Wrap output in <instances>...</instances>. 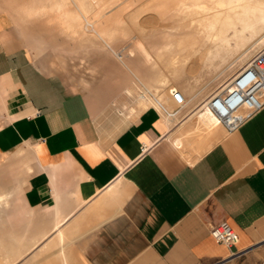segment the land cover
Here are the masks:
<instances>
[{"label":"crops","instance_id":"obj_1","mask_svg":"<svg viewBox=\"0 0 264 264\" xmlns=\"http://www.w3.org/2000/svg\"><path fill=\"white\" fill-rule=\"evenodd\" d=\"M100 3L47 6L102 57L88 60L87 75L70 65L60 39L38 29L36 59L14 23L0 19V165L17 170L11 181L3 174L15 198L16 228L0 231L4 247L17 237L11 264H226L264 244V107L232 133L208 108L172 116L171 95H154L168 91L166 74L152 71L139 37L125 53L108 41L97 18H113L118 6L99 15ZM60 73L87 94L111 89L90 99ZM216 80L197 93H215ZM18 149L29 153L21 161ZM222 221L237 234L231 246L211 235Z\"/></svg>","mask_w":264,"mask_h":264},{"label":"rangeland","instance_id":"obj_2","mask_svg":"<svg viewBox=\"0 0 264 264\" xmlns=\"http://www.w3.org/2000/svg\"><path fill=\"white\" fill-rule=\"evenodd\" d=\"M99 1L101 2L100 6L96 9L99 15H102V12H106L112 8V6H118L115 11L117 14H115L113 18H108L106 21L97 18V24L99 25L100 23L103 30H107L110 35V37L108 36V41L112 40L118 45V48L122 51L124 50L123 52L125 53V50L133 45L135 39L139 37L154 58L153 67L151 68L153 69L152 71L159 72L162 68L163 72L166 74L167 81L164 82L166 84L164 86H166V90L168 91L154 92V95L156 96L161 93L160 95L167 96L166 92L170 94V90L175 88L177 84L185 89L188 93V98L194 93L196 94L193 98L197 97L200 94L197 92L202 91L204 87L215 80L222 69L221 67L213 69L210 65H206L205 63L207 53L211 50L213 45V36L218 34L225 38L223 42L221 41L219 43L222 47L220 51L221 53L228 51L233 54V56L245 52L252 41H254L250 27L248 26L249 23L243 21L245 17H243L242 14L232 11L231 7L239 4L248 7L250 5L249 9L251 13L249 18L252 19V8L257 5L264 6V0H224L225 3L223 2V7H217L216 0ZM52 2L59 4L65 3V0H0V19L2 21L14 23V28L28 40L30 48L34 51V55H36V59L41 58V55L35 47L38 48L42 46V44L37 43L38 41L36 43L34 42L33 36L35 33L38 34L37 40L39 39V31L41 29H43V31L46 30L52 37L60 39L65 47L64 50L71 55L69 59L70 65H73L74 68L87 75L90 71L88 69V60H92V57L95 60H101L102 57L96 56V53L93 54V52H91L90 55L87 51L92 48V45L82 46L80 43L81 37L73 32L71 28H65L59 19L54 18L53 15H56L54 11H52V13L48 12L47 6ZM119 3L121 5H117ZM119 10L121 11L118 12ZM217 10L221 11L218 16L219 18L215 17V12ZM239 11L242 10L239 9ZM117 15H120L121 18H117ZM253 20L255 21V19ZM255 22L264 30V21ZM228 25L231 26V29L225 34V28ZM242 26H244V29L241 28ZM80 30L82 35L88 36V31L93 30V28L90 29L86 21L82 19ZM244 39L246 40L244 41ZM84 52L87 53L83 54ZM81 54L84 55L83 58H80ZM252 58L253 57H251L250 60H252ZM248 62L239 65L223 80V82H227L230 78L234 79L238 71L246 66ZM60 74L66 82L71 83L76 88L83 91L62 73ZM176 77L178 78L176 79ZM217 87H215V93L211 94L213 91L206 92L201 99L195 100L187 105L186 110L193 109L194 112L191 115H195L200 107H203L214 94L219 92ZM103 88L99 96H97L95 92L90 94H87L85 91L83 92H85L90 99H100V97L104 96L105 93L111 89L106 87ZM180 90L185 94L183 89L180 88ZM3 93L4 92L0 90V95H3V99L6 101L7 93ZM113 100L114 98L111 102ZM107 104L109 105V103ZM182 112L183 111H180L177 114L179 117L176 118L182 117ZM161 114L166 118L168 117L165 112H161ZM28 154V152H22L21 150V154L18 155L19 158L17 160L21 161V159L28 156ZM8 166L9 165H0V189L7 187L3 181V174L6 180L11 181V173L17 171L13 168H8ZM25 170V167L24 169H20L22 172H25ZM226 264H264V244L259 245L246 255Z\"/></svg>","mask_w":264,"mask_h":264},{"label":"built area","instance_id":"obj_3","mask_svg":"<svg viewBox=\"0 0 264 264\" xmlns=\"http://www.w3.org/2000/svg\"><path fill=\"white\" fill-rule=\"evenodd\" d=\"M171 98L178 104L182 116H188L193 109H187V99L182 90L172 88ZM209 101L211 113L225 127L227 133L236 131L246 120L264 107V46L235 76L231 87L217 94ZM211 235L219 242L231 246L237 240L233 227L222 221L211 227Z\"/></svg>","mask_w":264,"mask_h":264},{"label":"bare ground","instance_id":"obj_4","mask_svg":"<svg viewBox=\"0 0 264 264\" xmlns=\"http://www.w3.org/2000/svg\"><path fill=\"white\" fill-rule=\"evenodd\" d=\"M238 6V7H236ZM236 6H233L231 7L232 11L234 12H237L238 14H242L243 17H245L243 21H247L249 23V27H250V30H251V34L254 38V41H252V43L250 44V46L245 50V52H242L241 54L239 55H236V56H233V54H231L230 52H224V53H221L220 49L222 48L220 46V42L222 41L223 42V38L222 36H219L218 34L215 36V45L214 46V49L212 48L211 49V54L209 55L208 59L205 61L206 63H210L211 65H214L216 68L218 67H221V71L220 73H218L219 75L217 76V80H216V83L211 86V89L214 87V86H218V90L219 92L217 94H221L222 92H224L227 88L231 87V83L233 82V80L235 79H232L230 78L227 82H223V80L232 72L234 71L239 65H241L242 63L244 62H248L250 60L251 57L254 56V54L264 46V30L262 29V27H260L259 24H257L255 21H264V6H255L252 11V19L249 18L250 16V13H251V10L249 9L248 6L246 5H243V4H239V5H236ZM217 7H223V2H218L217 3ZM242 10V11H239ZM208 11V10H207ZM203 13V12H202ZM207 13V12H206ZM221 11L220 10H217L215 12V17L216 18H219L218 16L220 15ZM246 14V15H245ZM213 15V16H214ZM222 16V15H221ZM240 17V15H239ZM232 18V17H231ZM234 18V17H233ZM255 19V21L253 20ZM222 20V19H221ZM230 20V19H229ZM239 20V18H238ZM235 21V19H234ZM229 22V21H228ZM248 23H245V24H248ZM231 24V22H230ZM239 24V23H238ZM87 25L90 27V29L92 28L91 24L87 23ZM226 26V25H225ZM240 27V26H239ZM244 26H242L241 28H243ZM247 27V25H246ZM248 27V28H249ZM247 28V30L249 31V29ZM229 29H231V26H227L225 28V34L226 32L229 31ZM244 29V28H243ZM223 30V29H222ZM231 31V30H230ZM233 31V30H232ZM243 31V30H242ZM224 32V31H223ZM244 32V31H243ZM250 32V31H249ZM245 33V32H244ZM230 35V34H229ZM249 37V36H248ZM247 37V38H248ZM245 38V36H244ZM250 38V37H249ZM243 39V38H242ZM241 39V40H242ZM237 40V39H236ZM240 40V41H241ZM246 39H244L245 41ZM229 41V40H228ZM227 41V42H228ZM243 41V42H244ZM226 42V41H225ZM247 42V41H246ZM235 46V45H234ZM243 46V44H242ZM139 47L140 49L142 50V52L147 56V57H151L150 54L148 53V51L146 50V48L142 45V44H139ZM240 48V47H239ZM223 50V49H222ZM236 52V51H235ZM233 53V52H232ZM251 61V60H250ZM249 61V62H250ZM248 62V63H249ZM247 63V64H248ZM246 64V65H247ZM239 72V71H238ZM214 81V80H213ZM210 89V87H209ZM206 92H201L197 97H194L193 98V101L195 100H199L203 97V94H205ZM217 94H214L217 95ZM213 96V97H214ZM212 99V98H211ZM158 100L159 102L161 101V98L158 97ZM208 103L204 104L203 107H200L199 108V112L201 111H204L205 108H208L209 109V101H207ZM188 103V102H187ZM148 104L150 106H155V107H159L158 104H157V101L153 100L152 98L149 100ZM197 111V112H198ZM210 113H211V110L209 109ZM180 112V109L178 108V110H173V111H170V114L172 116L178 114ZM205 112V111H204ZM212 114V113H211ZM213 115V114H212ZM215 116V115H213ZM216 117V116H215ZM217 118V117H216ZM219 121V120H218ZM220 122V121H219ZM225 128V127H224ZM226 130V129H225ZM23 150V149H22ZM11 153V152H10ZM21 154V149L17 150L15 152V155H20ZM14 204H15V198L12 196V193L10 192V189L7 188V187H4V189H0V231L2 228L8 226L10 228H16V222L11 218L12 216H10V213L11 211L13 210L14 208ZM27 217V216H26ZM27 219V218H26ZM32 219V218H31ZM30 219V220H31ZM30 220H26L25 222V226L27 227L28 225H30ZM20 225V224H19ZM19 227V226H18ZM25 227V228H26ZM20 228V227H19ZM31 228V227H30ZM23 229V228H22ZM27 229V228H26ZM39 232V230H38ZM25 233V232H24ZM37 233V231H36ZM24 236V235H23ZM8 240V247H4L2 246V242H1V237H0V251L2 249V251H4V255L3 257H5L6 261H7V264H11V259H12V254L15 253V252H12L11 250V246L13 245H16L17 246V237L11 235V236H8L6 238ZM26 239V238H25ZM35 239V238H34ZM19 240V238H18ZM26 242V241H25ZM24 242V244H25ZM34 243V242H33ZM28 244V243H26ZM35 244V243H34ZM19 246V245H18ZM30 246V245H29ZM23 248V246H21ZM25 247V246H24ZM14 248V247H12ZM16 248H19V247H16ZM29 248V247H28ZM31 248V247H30ZM20 249V248H19ZM25 250V249H24ZM29 250V249H28ZM14 251V250H13ZM16 251V250H15ZM19 251V250H18ZM20 252V253H19ZM17 252V254H21V250ZM16 255V254H15ZM2 257V258H3ZM18 257V256H17ZM15 258V256H14ZM16 259V258H15Z\"/></svg>","mask_w":264,"mask_h":264}]
</instances>
